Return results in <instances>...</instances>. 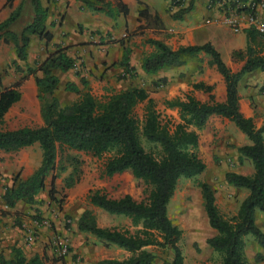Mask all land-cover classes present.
Returning <instances> with one entry per match:
<instances>
[{
	"label": "trees",
	"instance_id": "trees-1",
	"mask_svg": "<svg viewBox=\"0 0 264 264\" xmlns=\"http://www.w3.org/2000/svg\"><path fill=\"white\" fill-rule=\"evenodd\" d=\"M13 1L4 0V6L12 7ZM78 1L92 10L110 13L107 8L97 6L99 0ZM25 4L31 11L30 20L17 31L11 30L10 25L20 16ZM117 7L123 14L126 13V7L119 0ZM178 13H173L172 17H177ZM138 15L146 16L145 9L138 10ZM46 17L47 10L40 0H20L8 16L0 21V39L12 44L15 58L11 62L16 68L15 59L26 58L30 36L36 35L44 41L51 39L52 34L46 28ZM247 36L248 41L253 43L258 35L247 30ZM249 42L243 50L231 51V60H242L239 69L231 71L209 42L172 50L159 40H149L154 51L142 58L141 68L145 73L182 65L190 57L203 52L208 55V64L215 67L225 84L223 102L214 101L211 94H208L206 101H200L191 93L185 94L184 99L176 97L164 100L166 107L176 108L179 117L171 129L160 123L153 100L141 86L128 85L97 99L86 88L85 80L79 78L83 90H78L72 82L65 83L64 89L78 95L73 101L61 104L54 95L58 79L53 70L65 72L74 66L73 59L65 54L64 48L57 47L42 61L34 64L33 68L27 66L25 75H32L37 87L42 124L13 130L0 126V150L12 152L37 144L40 161L24 179H19L18 174L13 175L11 185L6 186L1 195L3 204L12 208L19 201L30 202L35 199L44 187L45 178L54 170L57 146L84 151L95 157L108 154L102 165L104 176L110 177L128 170L133 178L145 185L146 190L141 200L134 199L128 193L111 197L99 189L87 190L86 200L90 206L108 214L126 217L132 227L99 226L93 213L83 209L75 220L78 231L90 234L103 246L114 245L129 253L121 259L102 258L95 264H153L154 254L143 248L150 245L169 250L170 259L163 260L162 264H183L177 244L181 231L169 219L167 204L179 177L193 178L204 170V163L195 151V130L200 129L210 115H218L231 121L249 140L248 144L237 147L236 151L239 161L246 157L252 162L253 172L250 175L224 172L223 178L227 184L247 190L236 212L230 216L218 212L211 186L205 181L197 182L207 224L215 231L205 242L219 255V260L212 264H250L244 254L243 240L244 236L250 235L261 250L255 254V260L259 261L264 256V231L255 224V211L264 213V124L255 127L251 118L241 114L236 93L237 81L244 73L255 69L264 71V55ZM126 62L127 53L123 50L120 63L126 65ZM197 69L200 70L199 65ZM160 82H164V79ZM19 85L20 81L5 87L0 85V125L8 108L20 98ZM191 88L203 92L211 90L210 85L202 82L191 84ZM141 101H145L141 135L147 142L159 146L158 156L145 151L139 141L134 107ZM72 174L64 179L65 187L74 184ZM51 192L50 189L48 195ZM0 264L39 262L36 257L26 259L21 249L13 246L8 257L0 252Z\"/></svg>",
	"mask_w": 264,
	"mask_h": 264
},
{
	"label": "crops",
	"instance_id": "crops-1",
	"mask_svg": "<svg viewBox=\"0 0 264 264\" xmlns=\"http://www.w3.org/2000/svg\"><path fill=\"white\" fill-rule=\"evenodd\" d=\"M119 1L126 7L125 14L117 7L118 0H99L97 6L107 8L109 14L104 10H92L78 0H40L41 5L47 10L45 23L47 30L52 34L51 39L44 41L36 35L30 36L26 58L25 60L16 59V65H21L20 62L27 66L37 64L57 47H61L64 48L65 54L73 59L74 66L65 72L57 69L53 70V74L58 79L56 88L62 85L64 89L65 83L72 82L78 90H83V86L79 82V78H83L88 91L98 98L122 90L128 85H136L143 87L148 97L157 103H159L158 99L160 97L166 100L176 97L184 99L187 93H191L200 101H206L208 94H211L216 102L224 101V80L215 70V67L208 64V55L205 53L199 52L182 65L161 68L154 73H145L142 70V58L154 51V47L149 43V40H159L172 50L178 47L209 42L216 50L226 48L222 61L231 71H236L241 66L242 60H231L230 53L235 49L243 50L248 44L247 28L243 27L240 31L233 32L222 21L219 14L205 9L204 5L207 0ZM19 2L20 0H14L12 7L9 8L4 6V0H0V21L4 20L11 9L17 6ZM24 8L28 9L29 7L25 4ZM140 9H145L146 16L138 15ZM176 12H179L178 16L172 17V14ZM21 17H23V12L10 25L11 30L17 31L25 22L30 20V16L24 19L26 21H21ZM207 17L210 18L209 23L204 22ZM19 22H21L20 25ZM249 43L264 55V40L262 38L257 36L253 43ZM123 50L127 53L126 65L120 63ZM14 58L12 44L9 42L4 43L0 39V85L2 87L13 82L11 76L8 77L3 74V70L6 68V64ZM198 65L200 70L197 69ZM21 69H23V66ZM23 75H25V72ZM161 79H164V82H160ZM154 82H158L159 87H154ZM198 82L210 85L211 90L209 92L192 90L191 84ZM19 87L20 98L4 114L3 122L0 125L2 129L13 130L23 126L36 127L42 124V121H36L32 125L24 119V117L30 116L28 112L30 107L26 104L29 102L34 106L37 103V87L33 76L25 75ZM56 88L54 95L58 98ZM67 91L64 92L68 93ZM236 93L238 97L237 105L241 114L244 117L251 118L255 127L264 124V71L255 69L244 73L237 81ZM17 103L24 104L27 110L18 114V117H20L18 120L9 122V111ZM224 124L226 126L230 125L229 131L225 130ZM195 131L197 133L196 153L204 163V170L210 169L209 167L213 165L222 173L219 187L214 186V181L209 182L213 189L214 203L218 212L221 214L230 211L234 214L239 202L247 192L244 191L245 188L242 189L227 184L224 181L223 174L226 171L243 175L252 173L253 168L250 162L246 158H241L239 161L236 151L237 147L248 144L249 140L231 121L218 115H210L202 128ZM262 137L264 145V132ZM226 141L232 147H225ZM202 145L210 150L202 153ZM2 151L0 150V157ZM213 151H217L216 162H213L211 158ZM20 166L21 161L9 162L0 159V174H8L12 170H17ZM217 192H220L223 197L221 206L216 201ZM1 206L4 211H8L6 215L0 214V252L3 255H9L10 248L13 246L20 248L26 259L36 256L40 258L43 255V249L45 252H49L48 247L46 249L42 246L46 243L47 238L51 239L53 231L44 227V221L27 218V228L21 230L18 225L13 224L14 222L17 224L19 218L16 211L20 208H18L17 203L12 208L4 207L2 204ZM22 213L30 215L31 212L26 210ZM20 216L26 218L23 215ZM76 217H74L73 225L69 231L58 226L62 235L69 236L73 247L72 252H85L86 256L83 259L93 261V257H95L93 247L94 249H104L102 252H108L107 248L116 247L114 245L103 246L94 237L97 244L93 247L90 246L91 244L79 246L73 238L74 230L78 231L75 225ZM209 229L210 234L213 235L215 231L210 227ZM91 241L94 242V240ZM252 244L255 252L261 251L259 246ZM245 245L246 242L244 243V251ZM147 247L144 246L143 248L147 249ZM116 249L119 253H122V256L117 259L129 255L122 248L116 247ZM64 259L65 264H71L68 256ZM100 259L102 258H94L93 264Z\"/></svg>",
	"mask_w": 264,
	"mask_h": 264
},
{
	"label": "rangeland",
	"instance_id": "rangeland-1",
	"mask_svg": "<svg viewBox=\"0 0 264 264\" xmlns=\"http://www.w3.org/2000/svg\"><path fill=\"white\" fill-rule=\"evenodd\" d=\"M23 10V17H21V21H26L24 19H27L30 16L31 11L26 8H23ZM20 23L21 22H19V25ZM225 49L226 48L217 49L220 53L219 55L221 59L225 56ZM20 64L21 65H17L18 68H16L14 63L10 60V62L6 64L3 74L8 77L11 76L13 82L20 81L21 84L25 78L23 73L25 72L27 65L21 62ZM22 66L23 69H21ZM33 66V64L30 65L32 68ZM37 73L38 72H36V74ZM157 83L158 82L153 83L154 87L158 86ZM64 91L67 90L63 89L62 85L56 88V95L62 104L73 101L78 95V93L72 91H67L68 93H65ZM104 97L106 96H101L100 98ZM96 98L100 99L98 97ZM36 99V105L32 106L29 102L26 104L30 107V110L28 111L30 116L27 118L24 117V119L29 121L32 125H34L36 121H42L40 116V102L37 95ZM158 100L159 103L156 101L153 103L154 109L158 114L159 121L161 124H166V126L171 129L173 125L179 121L177 111H175V108L165 106L164 100L166 99H162L160 97ZM144 105L145 101H141L134 107V116L137 119L138 125L139 141L145 151L151 152L154 156H158L160 153L159 146L147 142L141 135V120ZM26 110L27 107L22 103L13 105L8 114V121L15 122L20 118L18 117V114L23 113ZM223 126L225 130L229 131L230 125L226 126V124H224ZM225 147L230 148L232 145L226 141ZM202 148V153L210 150L203 145ZM2 152L3 153H1L0 157L1 160L5 159L9 162H15L18 160L21 161V166L17 170H12L8 174H0V199L4 192V188L11 185V178L13 175L18 174L19 179H24L33 171L40 161V149L37 144L19 151ZM216 152L217 151H213L211 154L213 162H216ZM107 156L108 154H103L100 157H95L84 151L69 149L65 146H57L54 170L45 178L43 189L38 192L33 201L17 202V206L20 208L16 211L19 214V218L17 219V224L15 222L13 223L14 225H18L19 229L23 230L27 228V218H35L38 221H44V227L53 231L51 239L47 238V245L44 243L42 246L46 249L48 247L49 252H45L43 249V255L40 258L36 256L39 264H65L64 258L67 256L71 264H93L94 258H120L122 256V253H119L116 247L107 248L108 252H102V250H104L102 248L94 249L93 246L97 243H95V239L90 234L74 230L73 238L75 242L79 246L83 244H91L90 246L93 247V251L95 252L93 261L87 259L84 260V256H86L85 252H72L73 247L71 246L69 236L62 235L58 229V226H61L63 229H67V231H69L73 225L74 217H76L83 209H89L93 213L99 226L118 228L129 227L132 229L129 225V219L126 217L108 214L101 209L90 206L86 200V192L90 188L102 190L111 197H118L124 193H128L134 199L141 200L145 196V185L140 180L133 178L128 170L113 174L110 177L102 174V165ZM246 159L252 166V162L248 158ZM209 168L210 169L202 171L193 178L179 177L176 181L173 194L167 204V215L169 219L181 231L177 244L180 247L184 264H212L219 260V255L212 251L205 242L206 238H208L211 234L204 215L200 192L197 186V182L199 181H205L208 184L209 182L214 181V186H220L221 171L216 169L213 165ZM70 173H73L72 176L73 179H75V182L72 186L65 187L64 179ZM50 189L52 192L51 195H48ZM245 190L246 189H244V191ZM216 201L217 204L221 206L223 197L220 192H217L216 194ZM1 204L4 205L2 200H0V206ZM26 210L31 212L30 215L22 213ZM7 213L8 211H4L1 206L0 214L6 215ZM20 215H23L26 218H21ZM221 215L230 216L232 213L227 211L221 213ZM255 221L257 226L264 231V213L256 210ZM59 240H62L67 244V253L61 258L58 257L55 247L52 246L53 241L57 242ZM91 240H94V242ZM243 240L244 243L246 242L244 251L246 260L250 264H264V256L259 261L255 260V254L257 252L254 251L255 249L253 248L254 245L252 243H256L252 237L250 235H246L243 237ZM146 250L154 254L153 264H162L163 260L170 259V252L166 248L150 245ZM5 256L8 257L9 255ZM87 257L90 258L89 255H87Z\"/></svg>",
	"mask_w": 264,
	"mask_h": 264
},
{
	"label": "built area",
	"instance_id": "built-area-1",
	"mask_svg": "<svg viewBox=\"0 0 264 264\" xmlns=\"http://www.w3.org/2000/svg\"><path fill=\"white\" fill-rule=\"evenodd\" d=\"M204 7L207 11L219 14L233 32L245 27L264 40V0H207ZM204 22L209 23L210 18H205ZM52 246L55 247L58 257L66 255V242L53 241Z\"/></svg>",
	"mask_w": 264,
	"mask_h": 264
}]
</instances>
